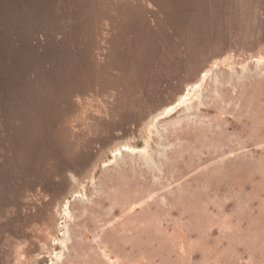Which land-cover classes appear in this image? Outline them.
<instances>
[{"label": "rangeland", "instance_id": "obj_1", "mask_svg": "<svg viewBox=\"0 0 264 264\" xmlns=\"http://www.w3.org/2000/svg\"><path fill=\"white\" fill-rule=\"evenodd\" d=\"M89 2L78 0L77 5L86 7ZM172 2H164L163 7L171 9L172 20L177 24L173 30L180 33L186 26L182 19L189 13L188 8L193 7ZM102 9L97 13L99 16L107 13L106 8ZM227 12L230 17H239L243 10L238 5L236 12L232 8L223 14ZM88 18L85 27L96 32L98 28L92 26L102 17ZM146 32L147 35L137 37L142 47L136 42L137 49L130 54L138 56L141 63L149 58V63L143 66L148 69L153 65L152 50L157 52L152 41L158 31ZM202 34V39L195 43L191 39L192 43L184 44L178 39L186 48V59L199 50V42L205 49L210 41L206 50L216 47V43L223 47L224 38L230 42L229 29L224 24ZM92 36L90 33V46L91 42L96 43ZM57 52L60 51L56 48L50 50L53 57ZM128 54L129 50L118 51L116 60H121L120 55L132 57H127ZM167 56L170 59L172 55ZM217 64L176 105L155 118L180 106L175 112L148 122V132L137 141L136 148L123 143L117 145L119 149L101 156L82 184L67 195L51 242L35 264H264V49ZM92 66L97 74L91 78V84L101 71L96 62ZM67 80L64 74L55 82ZM89 85L86 91L74 88L64 99L69 111L75 107L73 96L84 94L82 99H91L87 97ZM95 89L94 96L100 91ZM47 102L46 108L54 105L47 111L56 115L54 94ZM85 103L84 112L75 113L71 120L84 124L86 129L100 116L95 114L94 102ZM44 107L40 97L29 109L22 104L18 116L21 124L13 131L17 136L12 143L15 151H20L28 141V133L37 132L36 124H40L39 115ZM59 110L62 114L63 109ZM62 115L56 120L59 125L51 128L59 134L62 152H67L70 135L63 126L66 117ZM55 144L56 139L49 150L54 151ZM141 148L151 156L152 165L147 167L141 159ZM64 166L67 165H61L59 171ZM26 216L23 214L22 223L15 224L10 231L18 227L17 233L24 232L31 217L40 219L36 214ZM36 229L40 237L39 228Z\"/></svg>", "mask_w": 264, "mask_h": 264}, {"label": "water", "instance_id": "obj_2", "mask_svg": "<svg viewBox=\"0 0 264 264\" xmlns=\"http://www.w3.org/2000/svg\"><path fill=\"white\" fill-rule=\"evenodd\" d=\"M10 1L0 0L1 70L4 52H7V58L14 57L8 52L9 47L13 48L15 43L19 42L15 40L14 35H22L25 30L22 24L10 23V17L25 18L13 14L15 0H12V4ZM209 1L199 0L196 3L183 0V6L190 7L191 4L195 13H185L182 23L186 26L182 27L180 33H175L173 26L177 24L172 20L171 9L163 7L159 0H90L86 7L77 5L78 0H44L45 18L36 23V30L29 40L33 49H28L29 54L25 50L28 56H22L30 61V58H33L34 63L28 62L22 68L16 59H9L7 71L5 70L8 78L9 69L12 68L16 72V81L21 84L24 81L23 84L30 88V102L34 105L39 97L43 100L44 93L46 95L51 92V88L56 85V76L62 70L70 68L69 59L74 58V53L79 54L86 40L87 47L89 46L90 33L96 43L89 46L90 51H87L86 58L99 64L100 72H104V75L99 77V72L89 85L91 89L87 92V97L91 99H82L84 94L73 96L71 102L75 107L72 111L68 109L65 96L60 92L55 94L58 113L56 116L67 113L62 117H66L63 126L70 135V150L59 151V158L48 157L46 167L56 171L51 177L48 176L47 184L38 181L29 184L24 175L26 165L14 162L15 152L11 150L7 140L8 135L18 130V125L21 124L18 116L25 100H19L18 94L8 101L9 94L6 96L5 86H0V264H35L44 247L47 248L51 242L58 214L63 210L67 195L82 184L101 156L123 143H129L136 148L137 141L148 132V122L151 123V119L176 105L191 86L200 81L205 72L214 68V64H224L226 60L257 54L264 49V0L226 1L229 4L228 10L235 8V4L242 7L243 13L239 17H230L228 12L224 15L222 11L214 14V7H211ZM28 2H34L38 11L44 8L38 0L18 1L23 8ZM88 7L96 9L91 11ZM102 7L107 9V13L99 16L97 13L103 10ZM88 17H102L92 26L98 28L96 32L83 26L89 23ZM223 24L225 29H229L230 42L224 38L225 43L221 44L223 47L216 43L217 48L211 47L207 50L202 49L199 42L198 54L186 59V48L178 39L181 38L184 44L192 43L189 41L191 39L195 43L197 39H202L204 31L220 29ZM81 26L87 30V34L81 32ZM147 29L153 34L158 31V36L153 37L156 48L154 50L157 52L153 53L152 50L153 65L148 69L143 66L149 63V58L141 63L133 61L134 56L131 55V52L137 49L136 42L142 47V41L137 37L147 35ZM22 36L30 37L28 33ZM221 36L223 37L222 34ZM55 41L56 50L60 52L56 53V58H45L44 52L53 49ZM209 44L210 41L206 46ZM67 47L71 51L70 55L62 51ZM125 50H129L127 57H132L120 55L121 60H116V53ZM166 55L172 56L167 59ZM107 79L111 84H108ZM101 82L103 84L99 86ZM95 88L100 89L96 96ZM84 101L88 104L90 101L94 102L95 114L100 116V120H93L86 129L83 128L84 124H76L71 120L75 113L84 112ZM179 107H175L168 115ZM61 108L62 114L59 110ZM125 118L126 121H123ZM117 123L119 125H116ZM58 125L59 122L56 127ZM5 157L9 158L11 163H6ZM62 163L67 166H64L63 171H59ZM73 163H77L78 167L72 166ZM23 214L25 217L27 214L40 216V219L31 217L32 221L26 222L25 231L28 237L24 236L23 232L10 231L12 226L22 223ZM36 228H39L40 237L35 233ZM31 240L33 242H30Z\"/></svg>", "mask_w": 264, "mask_h": 264}, {"label": "bare ground", "instance_id": "obj_3", "mask_svg": "<svg viewBox=\"0 0 264 264\" xmlns=\"http://www.w3.org/2000/svg\"><path fill=\"white\" fill-rule=\"evenodd\" d=\"M18 1H20V0H15L14 1L15 7L13 9V14H15L18 17H25V18L19 19L17 17H10V23L11 24H14V23L20 24V23L23 22L22 28L26 30V32H25V30H23V32L24 33H28L30 37L29 38H24L22 36L24 33H21L22 35H14L15 40L16 41L19 40V42L15 43V47L14 46H13V48L9 47V49H8L9 54L12 53V55H14L13 58H7L8 57V56H6L7 52H4V56H3V59L1 61L3 68H2V70L0 69V86L1 87L5 86L4 92H5V94L7 92L6 96H8V94H9L8 99L11 96H13V97L16 96L17 97L18 94H20L19 100H23V101L25 100L24 106H27L28 109H29L32 106V104L30 102V96H29L30 88L28 86H26L25 83L23 84L24 81L22 82V84L18 83L16 81V79H15L16 72L14 70H12V68L9 69V78H8L7 74L5 73V70L7 71L6 67H7V62H8L9 59H16L17 60V64H19L20 67L22 66V68L28 62L30 64L34 63L33 62V58H30L31 59V61H30V60H25L22 56H28V55H26V52H27V54L30 53L28 49H33V47L29 45V40H30L31 36L33 35V32L36 30V23L42 21L45 18L43 16L46 15V8H45L46 5H44L45 4L44 0H38L39 2H41L42 6L44 7L40 11H38L36 9V7H35V3L34 2L33 3L28 2V4L24 5V8H23L18 3ZM166 1L168 2V0H159V2L162 5ZM171 1H173L172 3H178V4H181V5L183 3V0H171ZM188 1H195V0H188ZM10 2H11V4L13 3L12 0ZM209 2L213 3V4H210L211 7H214L215 2L218 3L217 4V8L214 9V14L217 13V12H221V11L224 12V11L228 10L229 4L226 1H223V0H210ZM176 9H178V8H176ZM236 9H237V6L235 4V8H234L235 12H236ZM188 11H189L190 15H193L195 13L194 12L195 11L194 8H188ZM39 15L41 17H37ZM229 16H230V14H229ZM33 17H34V19H32ZM35 17H37L36 21H35ZM83 26L85 27V25H83ZM81 28H82L81 32L83 33L85 28H83L82 26H81ZM27 37H28V35H27ZM46 40L44 41L45 43H46ZM153 40H155V39H153ZM223 42H225V41L223 40ZM91 43L93 45L94 42H91ZM221 43H222V41H221ZM206 44H208V42H206ZM53 45H54L53 49H55L56 48V42H54ZM149 45H151V42L149 43ZM89 46L88 47L84 46L83 49H80V52H79L78 55H77V53H74L73 54V55H75L74 58L69 59L70 63H71L70 68L67 69V70H62L59 73V75L56 76V79L58 80V78L60 76H62L64 74L65 75L67 74V78H68L67 82H65V83L59 82L58 83L56 81V85L51 88V92H49V94L45 95V93H44L45 91L43 92L44 95H43V100L42 101H44L45 107L42 109V114L39 115V117L41 118L40 119V124L41 125L40 124L39 125L36 124L38 126L37 127L38 129H37L36 133H28V135L30 137H27L28 141L22 146L20 151H15V148L14 149L12 148V143H15L14 141L17 138V136L15 138V134L13 132H12L11 135H8L7 143L9 144L11 150L13 152H15V155L13 156L14 157V162H16V164H20L22 162L23 165H26V168H24V175L27 177V182L29 184H32V182H35V181H38V182L43 183V184H46L48 182V179H49L48 176L51 177V175L56 171L54 168L50 169V168L46 167V160L48 159V157L49 156H54L56 158H59L60 154H61V152H59V151H62L61 150L62 147L59 144V140L60 139L58 140L59 134L57 132H55L56 131L55 129L51 128L52 126H55L58 115L56 116L55 114H50V111H47L50 108V107L46 108L47 106H49L47 101H48V98L51 97L53 94H54V98H55L56 95H57V92H60L63 95V97L65 96L64 98H67L74 88H76L78 90L82 89L84 91L88 90V85H89V83L91 84V78L94 75L97 74L96 69L94 68V66H92L93 62L90 61L88 58H86L87 51H90V50H88L90 48ZM86 47H87V49H86ZM206 47L207 46H204L203 48H206ZM25 50H26V52H25ZM73 50H75V49H73ZM198 51L199 50H195L187 58L191 59L192 57L196 56L195 53L198 52ZM65 52L66 53L69 52L71 54V51L68 50V47L65 49ZM44 55H45V58H47L48 56H54V55H52L50 53V51H48L47 53L45 52ZM29 57H31V56H29ZM53 58H56V57H53ZM133 58H134V61L140 62L137 59L138 56L137 57L134 56ZM255 58H253V59H255ZM167 59H169L168 56H167ZM256 67H258V66H256ZM100 73L101 74L99 76L102 77L104 74L102 72H100ZM243 73H245V72H243ZM6 76H7V81H6ZM101 84H103V82H101ZM101 84H98V85L100 86ZM108 84H111V83L108 81ZM1 87H0V91H1ZM52 89H54V90H52ZM97 90H99V89H97ZM0 95H1V92H0ZM56 105H57V101H56ZM53 106L54 105H52L51 108ZM84 106H85V108H87L86 103H85ZM167 110H165V111H167ZM56 111H57V108H56ZM165 111L161 112L160 114L165 113ZM47 127L49 128V130H46ZM43 128H44V130H43ZM61 137H63L62 134H61ZM55 139H56V144H55L56 147L53 146V147H55V150L54 151L49 150V149H52V147L50 148V146L53 145V142H54ZM46 147H48V149ZM115 148H118V146L115 147ZM38 155L40 157H38ZM139 155L141 156L142 160L144 159L147 167L149 165H152L151 156L149 154H147V151L143 152V150L141 148L140 151H139ZM117 156H118V154H117ZM25 159H30V160L28 162H26ZM5 162L6 163H11V160L9 158L5 157ZM74 164H77V163H74ZM61 165H65V164L62 163ZM13 229L15 231H18V230L20 231V228H18V227H13ZM19 233H21V232H19ZM23 234L24 235L27 234L26 231H24ZM5 241H7V240H5Z\"/></svg>", "mask_w": 264, "mask_h": 264}]
</instances>
